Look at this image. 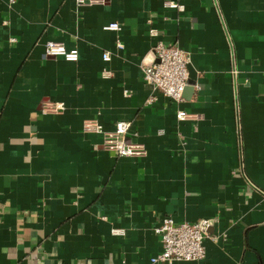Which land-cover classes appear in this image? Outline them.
Instances as JSON below:
<instances>
[{
    "label": "crops",
    "instance_id": "crops-1",
    "mask_svg": "<svg viewBox=\"0 0 264 264\" xmlns=\"http://www.w3.org/2000/svg\"><path fill=\"white\" fill-rule=\"evenodd\" d=\"M159 39L190 58L180 105L147 104ZM179 108L194 118L177 125ZM87 121L131 122L146 156L106 150ZM166 216L213 221L206 258L173 264H264V0H0V264H152Z\"/></svg>",
    "mask_w": 264,
    "mask_h": 264
},
{
    "label": "built area",
    "instance_id": "built-area-1",
    "mask_svg": "<svg viewBox=\"0 0 264 264\" xmlns=\"http://www.w3.org/2000/svg\"><path fill=\"white\" fill-rule=\"evenodd\" d=\"M103 2L104 0H77L79 6ZM167 5L171 8H180L179 4L173 1L168 2ZM147 23L150 25V36L157 38L158 31L152 27L151 19H148ZM105 29L119 32L121 26L114 22ZM11 41L14 43L16 39H11ZM117 46L121 48L123 45L117 42ZM153 52L155 61L143 67L144 80L154 90L147 104L154 103L157 100L156 94L160 93L180 105L184 101V92L189 81L190 58L188 53L178 44H167L162 39L155 42ZM45 56L60 57L69 62H76L79 59V52L77 49H68L63 43L48 41L45 43ZM103 60L109 62L110 53L105 52ZM64 108L63 103L51 102L44 104L43 112L60 113ZM193 118L194 116L186 110L180 108L177 110V125H182ZM131 127V122L119 121L115 124L114 130L106 131L99 123L87 121L84 124V131L102 135L105 149L116 153L119 157H145L147 152L143 145L127 141ZM212 226L213 221L206 219L197 222H177L171 216L164 217L155 229L156 235L161 239L163 250L159 255L151 258V263L173 264L176 261L204 260L207 256L204 242L210 236Z\"/></svg>",
    "mask_w": 264,
    "mask_h": 264
},
{
    "label": "water",
    "instance_id": "water-1",
    "mask_svg": "<svg viewBox=\"0 0 264 264\" xmlns=\"http://www.w3.org/2000/svg\"><path fill=\"white\" fill-rule=\"evenodd\" d=\"M196 85V77L193 72H191L190 66H189V81L188 86H195Z\"/></svg>",
    "mask_w": 264,
    "mask_h": 264
}]
</instances>
